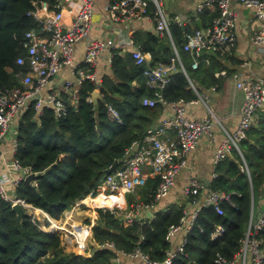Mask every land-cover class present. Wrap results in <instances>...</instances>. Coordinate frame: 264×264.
Segmentation results:
<instances>
[{
  "label": "trees",
  "instance_id": "obj_1",
  "mask_svg": "<svg viewBox=\"0 0 264 264\" xmlns=\"http://www.w3.org/2000/svg\"><path fill=\"white\" fill-rule=\"evenodd\" d=\"M60 0H0V86H18L15 74L26 72L28 67L18 66L15 61L24 55V34L37 28L29 15L34 2H47L50 7ZM153 10L149 4L148 11ZM218 16L216 7L198 15L203 29ZM190 24H172L171 36L184 71L177 68L161 91L166 103L180 99L192 101L197 95L191 89V81L199 91L215 85L219 90L223 79L214 74L226 70L225 63L237 62L234 50L221 54L218 51L203 53L197 69L189 52L183 50L185 36L198 28ZM142 52L148 53L151 65L167 64L174 54L168 46L158 50L159 38L154 34L134 36ZM207 60V62L203 61ZM225 61V62H224ZM143 66H137L130 54L115 51L111 60V75L102 79L101 98L96 105L88 101L95 86L84 83L78 91L77 101L68 107L67 116L56 120L51 110L33 119L30 106L17 125V151L15 158L37 173L33 182H22L15 196L27 204L59 219L63 211L86 196L101 182L105 171L115 161L121 165L125 150L140 140L153 120L160 113L161 103L153 108L143 106L144 99H155L154 88L145 84ZM229 74L228 70H226ZM118 114L121 124L107 115L106 106ZM241 155L232 149L229 156L216 164L211 188L230 195L233 204H222L223 215L212 208L200 210L185 246L187 258L178 256L173 264H210L214 255L232 258L238 250L240 239L246 229L251 198L264 189V118L253 126L247 137L238 144ZM246 165L247 171L243 169ZM34 183L37 185L34 186ZM159 178H147L144 186L136 190L139 199L127 194L129 204L152 202ZM259 197V196H258ZM183 205L171 204L166 210H153L151 217H138L131 222L120 221V216L106 209L97 208V221L91 228L93 244L91 255L66 253L56 233L39 230L29 217L17 221L9 202L0 198V264H115L114 253L102 245L112 244L116 250L132 252L136 247L148 254L153 261L161 262L172 243L165 240L170 226L178 224ZM215 225L224 228L218 240L210 235Z\"/></svg>",
  "mask_w": 264,
  "mask_h": 264
},
{
  "label": "built area",
  "instance_id": "obj_2",
  "mask_svg": "<svg viewBox=\"0 0 264 264\" xmlns=\"http://www.w3.org/2000/svg\"><path fill=\"white\" fill-rule=\"evenodd\" d=\"M71 2L72 0H60L52 7L47 2L33 3L29 15L37 23V28L24 34L22 46L25 53L17 57L15 61L16 65H26L28 69L26 72L19 71L15 74L18 86L12 88L0 86V198L2 200L9 202L11 206L19 204L25 210V215L29 217L30 222L36 227L40 225L39 215L42 214L38 209L27 204L23 199L17 198L14 194L27 175L33 174L34 178L37 176V173L32 172L30 167L22 166L15 158L18 122L30 106L33 110V119H38L46 110H51L56 120L64 119L67 116L68 107L76 103L77 93L86 82L92 83L95 86L94 91H98L101 96L99 89L102 78L95 70L103 52H109L111 64L115 51L123 54L122 50L127 49L135 64L144 67L142 74L145 84L156 90V98L144 99L143 106L153 108L157 103H161L162 106H170L172 114L161 119L156 126L148 128L140 140L134 141L125 150L121 165L115 171L105 174L95 189L77 201L71 208H79L82 205L89 207V203L98 201L101 197L102 200L99 202L102 204L104 198L111 203L116 201L124 203L127 194H134L136 190L144 186L147 177L144 169H148L150 175L159 178L154 198L148 204H132L130 209L125 212L124 217L127 219L126 222H131L145 210H154L157 203L168 194L178 176L186 168L187 158L190 152L195 149L198 140L203 136L210 141L213 140L211 132L214 125L219 126L224 134V139L217 146L214 155L215 166L229 156L232 149L241 155L238 144L257 124L258 113L264 112V80L262 78L254 74L246 76L241 72L232 74L236 88L242 93V104L236 127L234 130L228 131L222 125L220 118L209 107L208 96H199L191 81H189L190 87L198 95L196 100L184 101L180 99L176 102L166 103L161 97L160 90L169 81L171 73L176 70V63L184 71L171 36L170 27L172 24L185 25L179 15L170 16L165 13L162 5L163 0H105L104 5L109 24L118 25L147 19L153 23L155 35L159 39L169 41L174 57L167 64L158 62L154 65L150 64V55L142 52L141 47L136 44L134 33L127 37L126 41L94 35L95 0H76V10L68 24L65 18V9ZM150 3L153 5L151 12L148 11ZM234 4L249 9L257 20L264 22V0H198L194 9L196 15L216 7L218 16L213 19L210 26L203 29V32L197 29L185 36L183 50L189 52L192 57V69H197L198 62L204 52L230 53L235 47L234 27L237 17ZM102 27L106 29L104 24ZM249 41L257 48L264 46V24L260 29H254L251 32ZM79 44H82L80 61L77 60ZM67 69L70 70L72 79L61 76L62 72ZM214 90L215 88L211 89L212 92ZM88 101L91 102V97ZM198 103L206 108V117L203 119L189 118L186 115V106ZM106 110L111 121L121 124L117 112L111 106H106ZM7 141L10 142V149L6 150L4 143ZM2 168L6 171L5 174L2 173ZM243 169L247 171L246 165L243 166ZM36 185L34 183V186ZM201 190L203 191L204 187L200 181L195 177H189L187 185L183 188V195L189 203L196 207L189 212L183 210L178 224L169 227L165 235L166 241L172 242L178 233H182V236L177 244L166 251L161 262L151 260L149 255L138 247L129 253L116 250L109 243L102 247H106L114 253L113 262L115 264H122L124 259L137 260L138 264H173L178 256L187 258L184 249L200 210L209 207L217 215H223L222 204L227 203L233 206L229 194L212 188H205L206 193L202 201L197 202ZM117 210L109 209L116 214ZM253 214L254 212L251 210L246 229L240 239L239 248L232 258H227L217 252L210 264H264V205L257 216L254 217ZM44 220L47 221L45 225L48 228V233L58 235L62 233L67 237L65 240L63 238V242L65 241L67 245H72V248L76 246L84 249L86 240H82L81 235L75 236L73 232H68L69 234L66 232L67 218L61 223L46 217ZM223 234L224 228L215 225L210 238L218 240Z\"/></svg>",
  "mask_w": 264,
  "mask_h": 264
},
{
  "label": "crops",
  "instance_id": "obj_3",
  "mask_svg": "<svg viewBox=\"0 0 264 264\" xmlns=\"http://www.w3.org/2000/svg\"><path fill=\"white\" fill-rule=\"evenodd\" d=\"M198 0H167V8L164 6V0H163V9L167 15L172 16L173 14L179 15L183 21L186 24H192V20L195 22L198 18V15L195 13V5ZM171 2H173L176 5V10H173V12L170 10ZM151 4V3H150ZM104 5L105 0H95L94 4V16H95V30L94 35L96 37H106L107 39L112 40H123L126 41L127 37H129L131 34L134 36H141L145 37L147 34L151 33L155 35L154 32V25L151 21L147 19H143L138 22H129V23H123V24H109L108 23V17L106 16V13L104 11ZM77 2L76 0H72L71 3L66 7L65 9V18L68 22V24L71 21V17L73 16L75 10H76ZM208 10H213L208 9ZM234 10L236 11V24L234 27V33L236 37V47L234 50V55L237 60L235 64H229V62L225 63L226 70H228L229 74H227L226 70H222L220 72H216L214 74L215 78L222 77L223 83L219 90L216 89V86L213 85L209 87V89H200L197 92L199 93V96H208L209 98V107L212 109V111L220 118L222 125L228 130L232 131L236 127L239 117L238 113L242 104V93L240 90H238L234 84V81L232 79V74L235 72H241L243 75L250 76L251 74H254L255 76L262 78L264 80V46L261 48H257L253 46L250 41L249 37L253 30H251V18L248 15L244 14V8L238 4H234ZM251 12V11H250ZM200 21V20H199ZM102 24L106 26V29L102 27ZM196 26V25H195ZM159 41H162L166 44V47L169 46V41L164 39H159ZM170 47V46H169ZM81 48L82 44H79L77 46V55L79 56L77 58L78 61H80V55H81ZM171 48V47H170ZM164 49V48H163ZM173 51V50H172ZM204 52L206 53H211ZM123 54H130L127 49L122 50ZM174 54V53H173ZM225 54V53H221ZM179 56V55H178ZM109 52H103L100 56L98 66L96 68V73L99 75L100 78L103 79V77L111 75V69H110V60H109ZM174 57V56H173ZM132 59V58H131ZM133 60V59H132ZM180 60V59H179ZM134 61V60H133ZM207 62V60H203ZM225 62V61H224ZM135 63V62H134ZM244 64V65H243ZM243 65V66H242ZM179 66V65H178ZM180 67V66H179ZM183 68V67H182ZM194 70V69H193ZM62 77L72 79V74L70 70H64L62 72ZM196 87V86H195ZM212 88H215L214 92L211 91ZM196 94V93H195ZM197 95V94H196ZM198 97V95H197ZM101 98V97H100ZM172 114V108L170 106H162L160 108V113L156 117L155 120H153L152 126H156L161 119L168 117ZM186 115L191 119H203L206 117L207 112L206 108L201 104H188L186 106ZM264 118V112H259L257 115V123L262 121ZM212 136L213 140L210 141L207 137L203 136L198 140V143L193 151L190 152L188 158H187V166L186 168L181 172V174L178 176V178L175 181L174 186L170 189L168 194L160 200L157 205V210H166L167 207L171 204H178L183 205L184 210H187L188 212L190 210H193L196 206L189 203L188 199L183 195V188L187 185L189 177H195L197 178L200 183L203 185L204 190L199 192V195L197 197V202H201L206 190L205 188H211L213 179H214V170H215V164H214V155L217 149V146L223 141L224 134L222 132V129L214 125L212 128ZM5 149H10V142L7 141L4 143ZM9 156V155H6ZM10 157V156H9ZM145 173L147 174V178H158V176H152L149 174L148 169H144ZM2 173L5 174L6 171L2 168ZM142 188V187H141ZM140 189V188H139ZM15 194V191H14ZM135 196L134 200L139 199V196L137 195V192L133 194ZM259 196V197H258ZM256 196L255 199L253 197L251 198V207L250 212L253 210V206L256 203L257 207L260 208V210L263 208L264 205V189L263 191ZM255 204V205H256ZM81 206L79 208H69L65 211H63L61 217L59 219H54L48 216L43 211H38L49 220H52L54 222H62L63 218H67L68 223H72L74 220V217L78 215V211L80 210ZM87 211H89L88 207H84ZM71 210V211H70ZM259 210V211H260ZM144 211V210H143ZM146 212H142L139 217L145 216ZM151 216L153 215V210L150 211ZM249 212V214H250ZM42 215H39L40 217V225H38V229L43 232H49L48 228L45 224H47V221L44 220V217ZM65 215V216H64ZM69 215V216H68ZM150 216V217H151ZM90 219H88V222H90V232L86 235L85 240L88 239L89 244H91V247H93L92 241H91V228L93 226L94 220L96 219V215L94 213L90 214ZM59 233V232H58ZM182 233H178L172 240V247L177 244L181 239ZM88 242H85V245ZM67 245V244H66ZM72 245H67L63 247L62 245V239H61V247L66 253H80L83 252L82 247H71ZM67 250V251H66ZM91 252L89 253V256L92 253V249H90ZM83 255V254H81ZM122 264H138L137 260H130V259H124L122 261Z\"/></svg>",
  "mask_w": 264,
  "mask_h": 264
},
{
  "label": "rangeland",
  "instance_id": "obj_4",
  "mask_svg": "<svg viewBox=\"0 0 264 264\" xmlns=\"http://www.w3.org/2000/svg\"><path fill=\"white\" fill-rule=\"evenodd\" d=\"M176 5L171 2V5H170V10L171 12H173V10H176ZM244 14L245 15H248L250 16L251 18V30H254V29H260L264 22L263 21H259L257 20L254 16H253V13L250 12L249 9H246L244 8ZM166 41V39H164ZM135 198V197H134ZM124 203H120L117 201L116 202H113V203H110L108 201H105V203L102 204V202H99V201H95V202H92V203H89V211H87L84 207V205L81 206L80 210L78 211V215H76L74 217V220L72 221V223H67V225L65 226V230L66 232H73L75 234V236L78 235H81V239H85L86 236L85 234L87 235L89 232H90V222L92 221L91 220V217H90V214L91 213H94L96 215V219L94 220V223L93 225L96 224V221H97V212H96V209L97 208H103V209H106V210H109L110 208L115 209L118 211V215L121 217V218H125L124 217V214L125 212L127 211V209H130L131 207V204H129V200L127 198V196H125V200L123 201ZM256 204V203H255ZM253 206V209H254V217L258 215V212L260 210V208L257 207V204ZM65 218H63L64 220ZM88 219H90V222H88ZM69 234V233H68ZM59 236H60V243H61V239H62V244L63 245H66L65 241L63 242V238L65 240L66 235L62 234V233H59ZM85 237V238H84ZM74 241V240H73ZM86 245H85V249L83 250V252H81V254L83 255H89V253L91 252V244H89V241L88 239L86 240ZM65 247V246H63ZM67 251V250H66ZM77 254H80V253H77Z\"/></svg>",
  "mask_w": 264,
  "mask_h": 264
},
{
  "label": "water",
  "instance_id": "obj_5",
  "mask_svg": "<svg viewBox=\"0 0 264 264\" xmlns=\"http://www.w3.org/2000/svg\"><path fill=\"white\" fill-rule=\"evenodd\" d=\"M164 6H165V8H167V0H164ZM195 25H196V27H197L201 32L204 31V30H203V27H202V25H201V23H200V21H199V19H197V20L195 21ZM190 26H191L192 28L194 27L193 25H190ZM165 47H166V44H165L164 42H162V41H159V42H158V47H157V49H158L159 51L162 50V49L165 48ZM100 97H101V96H100V94H99L98 91H94V92H92V94H91V102H92V104H93V105H96L97 102H98V100L100 99ZM117 164H118V161H115V162L113 163V165H112L109 169H107V170L105 171V174H109V173L115 171V169L117 168ZM33 179H34V175H33V174H29V175H27V176L25 177L24 182L30 183V182L33 181ZM9 194H10V192H9ZM11 209H12V211L15 212L17 221H21L22 218H23V216L25 215V210L23 209V207L20 206L19 204H14V205L11 206ZM150 216H151V212H150V211H147V212H146V217H150ZM136 218H138V217H136ZM120 221H127V219H126V218H120Z\"/></svg>",
  "mask_w": 264,
  "mask_h": 264
},
{
  "label": "bare ground",
  "instance_id": "obj_6",
  "mask_svg": "<svg viewBox=\"0 0 264 264\" xmlns=\"http://www.w3.org/2000/svg\"><path fill=\"white\" fill-rule=\"evenodd\" d=\"M101 198H102V197H101ZM101 198H99L98 201H101V200H102ZM104 201H108V202H110V201H109L108 199H106V198L103 199V203H105ZM110 203H111V202H110ZM120 203H121V202H120Z\"/></svg>",
  "mask_w": 264,
  "mask_h": 264
}]
</instances>
